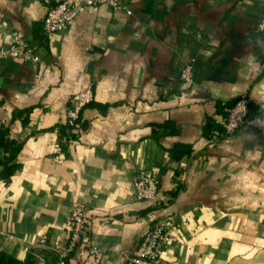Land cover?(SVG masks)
Masks as SVG:
<instances>
[{"label": "crops", "instance_id": "0c3cea01", "mask_svg": "<svg viewBox=\"0 0 264 264\" xmlns=\"http://www.w3.org/2000/svg\"><path fill=\"white\" fill-rule=\"evenodd\" d=\"M53 4L0 0V46L19 39L39 57L0 60V252L57 258L80 203L100 264H130L156 223L180 239L162 264H264V136L222 128L242 94L264 109V0H125L131 15L89 7L48 39ZM189 59L195 84L181 92ZM87 87L93 102L62 150L69 99ZM138 169L155 175V202L134 198Z\"/></svg>", "mask_w": 264, "mask_h": 264}, {"label": "built area", "instance_id": "2783aa9c", "mask_svg": "<svg viewBox=\"0 0 264 264\" xmlns=\"http://www.w3.org/2000/svg\"><path fill=\"white\" fill-rule=\"evenodd\" d=\"M50 0H46L49 3ZM125 0H54V4L48 7L43 19L42 29L45 37L50 39L52 35L63 31L71 23L75 22L85 9L89 7L105 6L112 11H124L131 15V10L124 4ZM3 16L0 12V25ZM257 31L264 32V16L257 24ZM0 60H11L17 63H38L39 57L26 43L15 39L12 43L0 46ZM193 60L189 59L179 76V89L187 92L194 86ZM264 71V57L260 63ZM93 102V93L89 87L73 94L65 110V126L70 133L76 134L82 111ZM256 102L248 94L240 95L232 105L224 107V119L222 121L223 134L231 138L241 127L256 130L264 136V128L257 122L264 123V109L260 107L257 114L250 109ZM2 121L0 119V129ZM63 142L72 145L75 139H63ZM132 193L136 200L155 202L157 200L158 181L155 175L148 174L144 169H138L132 182ZM87 212L80 203L71 205L68 218L65 222L66 242L62 249L57 251V264H65L71 256L88 258L89 264H100L105 256V251L98 245L86 227ZM46 238L39 239L38 244L44 245ZM180 243L179 233L174 226L156 223L150 227L137 248L131 253L128 262L130 264H162L164 249L168 245Z\"/></svg>", "mask_w": 264, "mask_h": 264}, {"label": "trees", "instance_id": "16d2710c", "mask_svg": "<svg viewBox=\"0 0 264 264\" xmlns=\"http://www.w3.org/2000/svg\"><path fill=\"white\" fill-rule=\"evenodd\" d=\"M251 113L253 114H257V110L255 107H252L250 109ZM60 128V136H59V140L61 141V147H62V150L65 148L66 143L63 142V139H69V138H72V139H75L76 136L75 134L73 133H70L66 126H62V127H59ZM65 150V149H64ZM49 255H45L44 257H42L43 259L41 258H37L36 254L34 251L32 252H29L28 255L25 257V259L21 260V259H17V258H14L12 257L11 255H8V254H5L3 252H0V264H40V263H43V264H57V258H51L48 257ZM67 264V262L65 263Z\"/></svg>", "mask_w": 264, "mask_h": 264}, {"label": "clouds", "instance_id": "9594fccd", "mask_svg": "<svg viewBox=\"0 0 264 264\" xmlns=\"http://www.w3.org/2000/svg\"><path fill=\"white\" fill-rule=\"evenodd\" d=\"M257 123H258V125H259L260 127L264 128V123H259V122H257Z\"/></svg>", "mask_w": 264, "mask_h": 264}]
</instances>
